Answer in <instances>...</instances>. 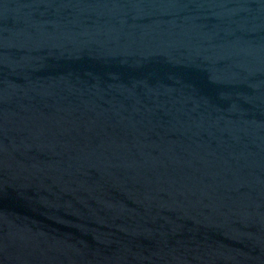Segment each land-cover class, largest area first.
<instances>
[{
    "label": "water",
    "instance_id": "95a60500",
    "mask_svg": "<svg viewBox=\"0 0 264 264\" xmlns=\"http://www.w3.org/2000/svg\"><path fill=\"white\" fill-rule=\"evenodd\" d=\"M0 264H264V0H0Z\"/></svg>",
    "mask_w": 264,
    "mask_h": 264
}]
</instances>
